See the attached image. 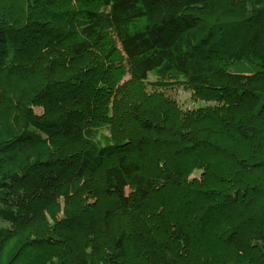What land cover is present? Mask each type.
<instances>
[{"label":"trees","instance_id":"16d2710c","mask_svg":"<svg viewBox=\"0 0 264 264\" xmlns=\"http://www.w3.org/2000/svg\"><path fill=\"white\" fill-rule=\"evenodd\" d=\"M0 264H264V0H0Z\"/></svg>","mask_w":264,"mask_h":264},{"label":"rangeland","instance_id":"374dc122","mask_svg":"<svg viewBox=\"0 0 264 264\" xmlns=\"http://www.w3.org/2000/svg\"><path fill=\"white\" fill-rule=\"evenodd\" d=\"M229 70L234 73V74H239V75H251L259 71V67L256 63H242V64H235L232 65ZM165 95L173 100L175 103L174 106L172 107V111L175 115H180L181 111L185 110H191L198 108V107H203V106H208L211 105L213 102L206 101L200 98H197L195 96L194 91L190 89H177V90H169ZM39 114L42 113L41 109L37 110ZM195 175L192 177L194 178ZM75 203L74 201H65L62 200L58 203L56 206L57 212L54 213L55 220H59L63 218L66 214L69 213H74L73 207ZM55 208V209H56ZM126 220H123L125 223ZM53 223H58L56 221L52 222ZM132 260L136 258V253L132 254L130 256Z\"/></svg>","mask_w":264,"mask_h":264}]
</instances>
